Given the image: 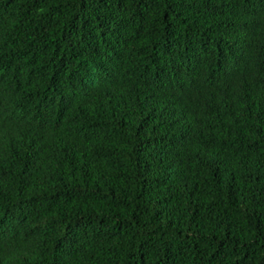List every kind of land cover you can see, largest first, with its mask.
Masks as SVG:
<instances>
[{"label":"trees","instance_id":"trees-1","mask_svg":"<svg viewBox=\"0 0 264 264\" xmlns=\"http://www.w3.org/2000/svg\"><path fill=\"white\" fill-rule=\"evenodd\" d=\"M0 264H264V0H0Z\"/></svg>","mask_w":264,"mask_h":264}]
</instances>
